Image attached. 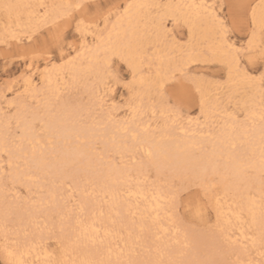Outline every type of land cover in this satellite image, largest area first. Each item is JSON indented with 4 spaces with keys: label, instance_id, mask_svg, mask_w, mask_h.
<instances>
[{
    "label": "snow or ice",
    "instance_id": "obj_1",
    "mask_svg": "<svg viewBox=\"0 0 264 264\" xmlns=\"http://www.w3.org/2000/svg\"><path fill=\"white\" fill-rule=\"evenodd\" d=\"M0 9L3 71L25 65L0 88V264H189L170 231L213 211L211 264H264V0Z\"/></svg>",
    "mask_w": 264,
    "mask_h": 264
},
{
    "label": "rangeland",
    "instance_id": "obj_2",
    "mask_svg": "<svg viewBox=\"0 0 264 264\" xmlns=\"http://www.w3.org/2000/svg\"><path fill=\"white\" fill-rule=\"evenodd\" d=\"M8 1H13V0H8ZM29 1L32 3L33 0H29ZM166 4H167L166 0H162L161 5H166ZM161 11H165V9L153 10L152 14L155 15L156 13ZM2 13H3V9H0V15H2ZM183 31H186V29H184ZM3 56L4 53L0 52V57ZM4 67L5 65L3 59H0V88L3 87L4 80L19 76L20 73L24 72L25 70V65L23 61H19V60L13 62L11 59H9L7 65L8 68L7 72L3 71ZM0 119H2V116H0ZM9 202L10 204H12L10 197H9ZM4 208H5V196L3 197V199L0 200V211L3 210ZM17 208L20 209L19 214L15 215L13 222L9 224V227L22 228V227L31 226L34 228L36 224L33 220H30L31 218L27 215V206L12 204L13 211H15ZM3 223L4 221L1 222L0 228L3 227ZM220 229L221 227L217 226L216 213L214 211L207 213L203 218L189 217L179 225V232H176L175 228L171 229L170 236L172 238V241H173V232H175V235L178 237L179 240L178 245L173 241L172 247L176 249V255L181 251V253L178 254V258L186 255H192V253L196 252L197 256L199 257V259H201V261L207 262L209 258H211L212 262L220 261V258L221 261L226 260L229 258L226 254L227 240H225V238L223 237V232H221ZM201 241L203 244L201 243ZM129 243H131V241ZM205 243L207 246L205 245ZM176 245L179 247L177 248ZM205 251L207 252L204 253ZM217 255H218V259L216 258ZM125 256H127V252L125 253ZM140 258H144V257H140Z\"/></svg>",
    "mask_w": 264,
    "mask_h": 264
},
{
    "label": "bare ground",
    "instance_id": "obj_3",
    "mask_svg": "<svg viewBox=\"0 0 264 264\" xmlns=\"http://www.w3.org/2000/svg\"><path fill=\"white\" fill-rule=\"evenodd\" d=\"M5 2V0H0V3H3ZM8 3H27V2H30L29 0H13V1H8ZM37 0H33L32 3H36ZM40 2H46V3H53V2H56V0H40ZM149 2H152V3H156V4H161L162 3V0H149ZM167 4L166 5H175V6H182V5H187V4H192V3H195L196 0H166ZM156 10H159V9H156ZM165 11H169V12H179V13H186L188 10L187 9H184V8H181V7H175V8H171V9H165ZM1 127V125H0ZM4 193H3V190L2 188H0V200L3 199L4 197ZM3 206V205H2ZM4 211H5V208L3 210L0 211V225H1V222L4 221ZM21 218V217H20ZM31 218V217H30ZM32 220V219H30ZM217 226H220L221 227V232H223V237L226 239V232L223 230L224 229V218L221 217L220 219V222L217 223ZM173 241H179L178 240V237L175 235V232H173ZM206 241V240H204ZM202 243V241H201ZM179 243H177L178 245ZM203 244V243H202ZM176 247L178 248L179 246ZM206 245V243H205ZM200 246V245H199ZM207 246V245H206ZM201 248V247H200ZM206 249V248H205ZM179 250V249H178ZM198 250V249H197ZM204 250V249H203ZM207 250V249H206ZM180 251V250H179ZM207 251H205L204 253H206ZM181 251L178 253L180 254ZM178 254L175 255L177 257H174V258H178ZM204 256V255H203ZM218 259V255L216 257ZM179 260H183V261H188L189 264H191V262H196V264H211L212 260L211 258H209V260H207V262L205 261H201V259H199V257L197 256V253H192V255H186V256H182L180 258H178ZM211 260V262H210ZM220 261H221V258H220Z\"/></svg>",
    "mask_w": 264,
    "mask_h": 264
}]
</instances>
